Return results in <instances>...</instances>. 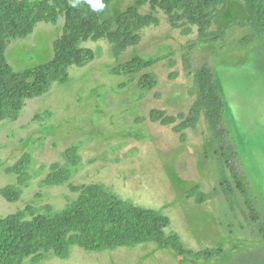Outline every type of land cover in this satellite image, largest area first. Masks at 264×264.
I'll return each mask as SVG.
<instances>
[{"label":"rangeland","instance_id":"obj_1","mask_svg":"<svg viewBox=\"0 0 264 264\" xmlns=\"http://www.w3.org/2000/svg\"><path fill=\"white\" fill-rule=\"evenodd\" d=\"M135 5L115 0L114 20ZM137 9L155 21L136 33L132 45L115 54L108 40L81 37L78 47L91 50L93 58L25 99L16 119L0 121V218L20 211L26 222L57 216L73 205L82 186L96 184L131 207L166 216V241L104 252L72 246L64 260L48 252L39 262L27 257L19 264H264V229L223 170L204 116L182 127L195 100L189 92L192 68L207 62L239 153L234 164L264 222V34L239 44L250 30L242 0H227L211 22L207 33L223 32L215 42L183 20L172 27L158 7ZM64 25L63 18L38 22L26 36L10 40L4 57L11 70L21 73L53 59ZM134 58L150 64L130 75L116 71ZM147 74L155 85L144 90L138 83ZM155 110L175 121H154ZM60 168L70 172L67 181L48 183ZM222 173L234 196L222 192ZM4 188L12 199L2 196Z\"/></svg>","mask_w":264,"mask_h":264},{"label":"trees","instance_id":"obj_2","mask_svg":"<svg viewBox=\"0 0 264 264\" xmlns=\"http://www.w3.org/2000/svg\"><path fill=\"white\" fill-rule=\"evenodd\" d=\"M114 1L102 0L106 6L96 12L91 10L87 0H80L77 7H72L70 0H0V121L16 119L25 99L45 92L51 83L63 77L69 67L86 65L93 58L91 50L78 47L81 37L106 39L115 54L132 45L136 33L155 21L154 17L139 13L137 6L158 7L164 11L172 27H178L177 23L183 20L184 24L196 26L201 37L211 36V42L223 35L221 31L207 33V30L211 22L224 12L227 0H132L136 5L115 20L111 11ZM242 1L250 30L239 44L248 45L264 34V0ZM59 18H63L65 25L62 37L55 44L53 59L21 73L13 72L4 57L7 43L26 36L38 22L55 23ZM188 59L185 57V62ZM149 64L141 58H134L116 71L130 75ZM138 84L141 89H150L155 85L154 76L144 75ZM189 92L195 100L182 127L195 126L201 114L204 116L214 153L223 170L226 168L230 173L234 188L244 197L251 219L263 230L264 222L248 197L249 185L234 164L239 153L230 142L223 119L225 103L214 71L207 62L192 68ZM151 118L163 125L175 121L174 117L157 110L151 113ZM72 159L73 154L69 155V160ZM69 175V171L60 168L49 174L46 181L62 184ZM220 184L226 196H234V188L224 173ZM1 194L12 199L9 188L1 190ZM25 219L24 211L0 218V264H19L27 257L39 262L48 252L64 260L72 246L87 252H104L120 247L132 249L144 243L164 244V230L169 225V219L159 212L131 207L96 184L82 186L73 205L57 216L36 217L27 222Z\"/></svg>","mask_w":264,"mask_h":264},{"label":"clouds","instance_id":"obj_3","mask_svg":"<svg viewBox=\"0 0 264 264\" xmlns=\"http://www.w3.org/2000/svg\"><path fill=\"white\" fill-rule=\"evenodd\" d=\"M80 0H70L72 7H77ZM88 5L91 7L92 11H102L105 8V4L102 0H87Z\"/></svg>","mask_w":264,"mask_h":264}]
</instances>
